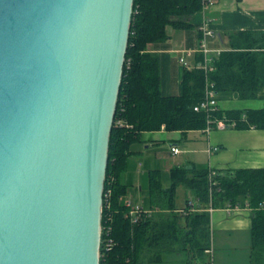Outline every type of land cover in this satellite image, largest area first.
I'll use <instances>...</instances> for the list:
<instances>
[{"label":"water","instance_id":"water-1","mask_svg":"<svg viewBox=\"0 0 264 264\" xmlns=\"http://www.w3.org/2000/svg\"><path fill=\"white\" fill-rule=\"evenodd\" d=\"M133 4L0 0V264H101Z\"/></svg>","mask_w":264,"mask_h":264},{"label":"trees","instance_id":"trees-1","mask_svg":"<svg viewBox=\"0 0 264 264\" xmlns=\"http://www.w3.org/2000/svg\"><path fill=\"white\" fill-rule=\"evenodd\" d=\"M202 6L203 0H134L105 181V193H110L104 197L102 224L105 227L107 217H112L110 235L115 243L107 251L102 244L101 264H150L159 260L148 254L152 229H156L159 239L169 232L168 222H157L154 228L152 219L146 216L132 224L126 204L131 183L124 182L122 176L128 170L132 147L142 140L144 132L161 130L163 125L167 130L183 133L207 126L206 113L194 110V105L204 97V70L185 69L182 92L164 95L160 56L148 50L149 43L169 38L168 26L175 29L192 27L190 19ZM251 39L246 43L234 42L236 51H223L216 58V68L210 77L219 93H234L242 99H264V34L251 35ZM212 118H226L228 123L236 121L234 127L238 129H264V106L245 111L219 108L212 113ZM209 174L208 168L197 169L195 165L191 168L173 166L170 169L171 184L164 187L162 170H150L147 174L148 200L145 201L153 203L150 206L158 210L174 212L178 209L175 204L177 187L184 185L194 191L198 206L203 209L185 214L186 225L183 230L179 227V238L183 234L185 249L192 248V257L210 249L211 214L207 209L210 204L215 208L249 207L252 211L250 264H264V167L220 170L214 176L217 183L212 187ZM175 217L176 213L173 214ZM164 239L166 237L159 241Z\"/></svg>","mask_w":264,"mask_h":264},{"label":"crops","instance_id":"crops-1","mask_svg":"<svg viewBox=\"0 0 264 264\" xmlns=\"http://www.w3.org/2000/svg\"><path fill=\"white\" fill-rule=\"evenodd\" d=\"M213 2L207 7L202 6L200 10L192 15L190 19L192 27L175 29L172 26H168V39L148 44V50L156 52L160 56L162 94L179 95L182 92V79L185 67L180 62V57L186 55L187 52H192L187 57L189 63L195 66L194 69H200L197 64L203 58L200 44L204 31L212 32L211 35L207 36V42L211 49V57H213L215 68V60L223 51L237 50L234 42L246 43L252 40L251 35L259 37L264 34V0H213ZM241 45L243 46V44ZM217 94L219 108L223 110L245 111L247 109H259L264 106L262 97L242 99L234 93L221 94L218 90ZM231 122L236 123V121ZM214 129L210 132H206L205 129H194L183 133L180 130H167L163 126L158 131L144 132L142 140L136 142L132 147L133 152L129 158L128 170L122 176L124 182L131 183L128 196L133 201L134 199L136 200L134 203L141 204L150 211L149 217L152 219L154 228H156L157 222H168L166 227L169 232L159 237V239L166 237L164 240L159 241L156 229H152L153 236L150 239L148 254L156 257V259L159 257V260L152 261L150 264H186L185 254L187 252H185L183 234H181V239L179 238V227L183 230L186 225L185 214L201 211L203 207L198 206L199 201L196 195L194 198L187 197L186 203L182 206L176 205L178 209L174 212L169 209L158 210L150 206L153 203H146L145 200H148V189L142 186L141 179L137 175L143 173V170H141L143 163H150L154 159L147 155L142 160L143 154L154 152L163 141L167 140V137L168 141L171 142L170 150L171 145H176L180 148L179 153H186L185 157H183L184 159L173 166H187L188 168V166L195 165L198 167L196 159H200L203 163L199 168H208L216 173L220 170L264 167V129L254 127L238 129L234 125H229L224 131ZM192 131L204 133L206 139L202 145L194 142H190L191 145L182 144L181 139L186 140L189 132ZM198 152L206 155V162L198 158L196 155ZM154 156L157 157V155ZM153 169L160 168H151L148 172ZM180 186L184 189L187 188L184 185ZM210 205L207 208L211 214L209 228L214 223L216 227L221 229L224 232V236L222 240H219L220 244L224 249L232 248L235 252L243 245L241 237L244 233L246 236L244 245L248 258L247 264H250L252 245L251 209L247 206H227L212 207V210H210ZM174 213L177 214L175 218H173ZM174 222L177 224H173ZM187 228L189 229V227ZM173 232H176V235ZM209 251H211V246L210 249L206 250V252ZM192 258L196 257H191L190 260ZM190 260L187 259V261ZM191 262L193 261L191 260Z\"/></svg>","mask_w":264,"mask_h":264},{"label":"rangeland","instance_id":"rangeland-1","mask_svg":"<svg viewBox=\"0 0 264 264\" xmlns=\"http://www.w3.org/2000/svg\"><path fill=\"white\" fill-rule=\"evenodd\" d=\"M227 128H225V129H227ZM225 129L220 130V129L215 127L214 130L224 131ZM217 134H219V133H217ZM166 139L167 140L163 141V143L160 144L159 148L154 150V152H148L145 155L144 154L142 155V160L145 159L147 155L149 157H153V159H154L150 163H146V162L143 163V165L141 166L142 167L141 170H143V173H140V175H137V177L141 179L142 186L146 189H148L147 188V185H148L147 172L149 169L160 168L162 170V183H163L164 187H168L171 184L170 168L173 165L178 164L182 159H184L183 157H185L186 153L184 154V152L173 154L170 150V143L171 142L168 141L167 137H166ZM205 139H206V136L201 131H194V132L192 131V132H189L188 138L186 140L181 139V142H182V144L187 143V144L191 145L190 142H192V143L194 142L195 144L202 145L204 143ZM154 155H157V157H155ZM192 155H194V154H192ZM196 155L198 156V158H201L203 161L206 162V160H205L206 155L204 153L198 152V153H196ZM196 160H197L196 163L198 164V167L196 166V168L199 169V166L203 162L200 161V159H196ZM187 197L194 198L195 194L193 193L192 190H190L188 188L184 189L183 187L178 186L177 191H176L175 204L177 206H182L183 204L186 203ZM135 201L136 200L134 199V202ZM209 232H210L211 251L205 252L202 255L198 254L196 258L191 259L193 261V263H191V262L187 261V259L191 258L192 257L191 254H193V253L190 250L192 248H188V251H190L189 253L187 250H185V252H187L185 254L186 264H188V263H190V264H247L248 258H247L246 247L244 245L246 242V236L244 235V233L242 234V237H241L243 245L241 248H239L237 250V252H235L234 249H232V248H225L224 249L222 247L219 240L223 239V236H224L223 233L224 232L221 229H219L218 227H216L214 225V223H213V225L210 226ZM249 239H250V237H249Z\"/></svg>","mask_w":264,"mask_h":264},{"label":"built area","instance_id":"built-area-1","mask_svg":"<svg viewBox=\"0 0 264 264\" xmlns=\"http://www.w3.org/2000/svg\"><path fill=\"white\" fill-rule=\"evenodd\" d=\"M213 3H214L213 0H203V7H207ZM211 34H212L211 31H204L203 37L201 39L200 51L203 54V58L197 64V67H199L200 69H203L205 72L206 86H205L204 97L199 103L194 105L195 111H204L208 117L207 119L208 123L205 128L206 132H210L215 127L218 129H225L229 127V125L231 126L235 125L234 122L228 123V120L226 118H221V119L212 118V113L219 109V104H218V94H217L216 84L210 77L211 72L215 68L213 64V57H211V49L208 46V42H207V36ZM191 54L192 52H187L186 55H183L180 57V62L183 64V66L187 70H192L195 68V66L190 64L187 59V57ZM118 123L122 124L121 120H119ZM171 151L173 154H177L180 152V148L176 145H171ZM209 175H210L209 176L210 185L212 187L213 185L217 183V181L214 178V176L216 175V172L210 171ZM109 193H110L109 191L107 193L104 192V197L106 195H109ZM126 204L129 207L128 216L132 224L139 222L140 219L146 216H150V211L148 209L144 208L141 204L134 203L132 198L129 196L126 199ZM212 207L213 206L210 205V210H212ZM111 219L112 217L108 216L105 227L102 224L101 246L103 244L106 251L112 249L115 243L113 237L110 235L112 227L109 222ZM104 230H105V235L103 236Z\"/></svg>","mask_w":264,"mask_h":264}]
</instances>
